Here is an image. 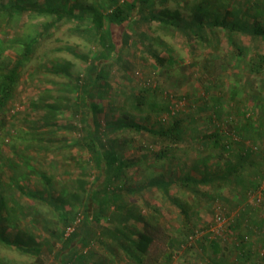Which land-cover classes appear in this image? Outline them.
Here are the masks:
<instances>
[{
  "label": "rangeland",
  "instance_id": "obj_1",
  "mask_svg": "<svg viewBox=\"0 0 264 264\" xmlns=\"http://www.w3.org/2000/svg\"><path fill=\"white\" fill-rule=\"evenodd\" d=\"M197 1L199 0H162L161 3L156 1L154 9L158 12L165 6L179 7L181 14L185 18H190L194 14L193 5ZM219 1L221 2V0ZM241 3H243V8L249 4H246L244 0H228L225 2V6L230 9L233 8L232 5ZM218 13L223 14L224 9L218 10ZM244 19L250 20V17ZM49 20L50 18L47 16L26 13L12 21L9 26L4 22L0 24V39L6 43L4 54L0 55L2 64L13 63L23 57L22 51L26 43L33 37L39 38L33 47L30 58L24 61V65L20 69L11 97L6 106L0 110V117H6V125L0 129V191L6 198L7 205L12 203L13 208L17 211L15 219L12 221L2 220L0 224L5 228V233L10 240L13 239L18 229L30 232L35 237L36 245L40 250L39 253H23L15 249L14 246L0 244V264H62L64 260L68 264H128L127 257H123L122 250L115 247V243L111 239L112 236L105 235L104 242L99 241L95 236L96 232L101 230V225L108 224L109 227H113L115 224H121L119 221L110 220V217L112 214H119L121 210L125 211L124 206L127 208L134 203L142 213H146L148 208L143 204L144 199L155 201L156 204L161 203L163 213L161 224L169 235L174 234L179 237L183 232L186 233L191 226L190 223L195 224L192 237L180 238L181 240L171 248L170 257L167 258L169 260L164 258L152 264H206L211 247H207L203 251L197 244V241L203 240L205 235L210 239H218V236L220 239L221 237L225 238L224 242L221 241V249L216 254L220 255L222 252L228 253L229 251L230 257L236 262L234 264H240L237 263L235 250L231 243L235 239V235L224 231L221 235L215 236L214 232L210 230L213 223L216 222L217 213L220 217H224V224L231 217L237 215L245 201L237 199L238 192H240L239 187H235L233 182L227 183L220 189V195L216 200L204 203L194 192L199 189L189 191V189L177 185L171 186L169 191L171 198L178 199L177 201L189 212L190 219L187 220L185 215L172 204L171 198L163 196V192L154 185H149L150 181L158 178H180L187 173L199 176L206 168V170L214 171V159L211 156L218 149L212 147L210 142L197 145L198 148L189 145V143H183L181 152H178L181 153V156L179 155L181 158L154 161L152 153L158 151L159 144L150 146V142L144 138L145 136L126 128L108 132L107 136L103 137L104 142L109 148L117 151L119 161L124 163L123 172L117 183L122 189L129 191L114 204L106 205L104 200L99 198L97 204L90 210L85 208L84 204L78 203L68 207L67 222L69 224H65L58 218L53 205L48 201L50 197L54 199L66 189H80L74 182L76 178L85 179L87 190L92 189L96 193L101 190L105 181V174L99 171L93 160L89 159L88 148L82 143L80 144L87 134L85 130L88 128L84 124L91 125L92 128L95 127L93 113L87 106L80 107V110L75 112L76 105H78L76 101L80 104L82 97H85L84 88L90 90V96L87 95L88 100L92 99L102 106V110L95 117L99 123L98 129L105 130V133L109 127L108 123H115L120 117H123L124 121L133 118L137 123H146L154 127L167 126L173 120L167 114H147L146 111L136 114V111L130 109L129 96L133 97L135 91L145 87L156 90L155 94L150 95L151 99H167L177 111L192 114L193 119L186 124L195 126L197 130L193 133L197 137L210 133L216 126V124L213 126L206 122L207 117L214 113L215 109L220 110L219 107L215 108L214 100L217 99V96H214L215 92L226 105L222 106L218 112L223 118L221 121L219 120L222 129H227L231 125H229V118H225V116L232 109L233 103L230 91L222 88L206 91L198 80L200 75L198 66L193 63L200 60L208 51L211 52L210 47H198L199 49L195 51H189L180 34L174 36L162 34V41L172 45L174 48L173 57L179 61L175 65L177 73L172 67V72L168 75L169 71L165 72L162 66H152L153 59L147 56L136 38L131 37L126 44L124 43V31H128L126 25H112V38L116 43L120 58L111 54L106 70L108 71L107 84L103 86L96 84L89 87L91 83L87 74L94 62V55L99 50L93 36L80 31V29L72 28V23L62 22L52 29V33L48 37H42L40 36L42 25ZM260 20L264 23V12L260 15ZM133 27L138 28L136 25ZM161 39L155 40L156 44H153V47L160 55L167 56L168 50L163 48L164 45L157 44ZM243 41L247 42L246 38H243ZM259 42L254 40L251 43L254 47L260 46L263 49ZM220 46L221 53H226L224 40L221 41ZM80 53L88 55L87 59L80 57L81 55H78ZM54 60L62 62L69 60L71 62L69 73L57 74L49 70L50 64ZM233 73L228 70L225 79L231 82ZM235 75V79H240L238 86H241L239 88L247 90V93L255 91V88L261 87V83H264L262 80L264 74L262 77L253 76L246 69ZM260 93V96L264 98V88ZM57 95H62L68 100L62 107L64 112L61 121L63 124L67 123L71 126L66 132H63V135L68 141L78 142H75L76 144L73 146H64L54 150H41L34 146L25 149L24 145H31V131L42 124L43 103L52 101L53 97ZM202 99H205L207 103L203 105ZM123 105L126 106L121 108ZM250 114L254 117L255 128L248 129L245 126L241 128V131L258 147L257 154L251 156L262 159L261 169L264 170V120L258 107ZM230 116L233 117L232 123L235 125L245 122L239 110ZM191 132L192 129L188 128L187 134L189 135ZM108 137L111 138L110 141ZM183 151L186 153L184 154ZM74 152H77L84 168L69 158V155ZM31 165L43 172L47 179L32 171V167L29 168ZM23 174L27 176L22 177ZM18 181L29 190L41 189L45 191L43 199L31 200L21 192L17 186ZM140 187H145V190H141ZM263 187L264 179L262 178L260 187L248 194L255 206L263 195L261 192ZM131 221L132 219H128L127 223ZM74 233L76 234L74 235ZM72 235H74V239L71 238ZM77 235L84 237L86 242L83 243L81 238L80 240L76 238ZM196 238L199 239L195 241ZM254 247L253 255L255 256L245 260V264L252 262L264 264L263 254L257 255V250L264 253V248L256 244ZM70 249L75 251L71 256L69 255Z\"/></svg>",
  "mask_w": 264,
  "mask_h": 264
},
{
  "label": "trees",
  "instance_id": "obj_2",
  "mask_svg": "<svg viewBox=\"0 0 264 264\" xmlns=\"http://www.w3.org/2000/svg\"><path fill=\"white\" fill-rule=\"evenodd\" d=\"M156 1L162 2V0H0V24L4 22L9 26L12 21L24 14L32 13L50 18L48 22L42 25L40 32V36L42 37H48L52 33V29L62 22L72 23V28H77L82 32L91 34L99 50L94 55V62L87 74L88 80L91 83L89 87L96 84H100L101 86L107 84L108 71L106 70L110 63L111 54L113 53L117 58H120V53L116 49V43L112 38V25H126L128 31H124V43L126 44L131 37L136 38L139 46H141L147 56L153 59L152 66H162L165 72L169 71L168 75L172 72V67L177 73L178 70L175 69V65L179 61L173 57L174 48L172 45L162 41V34L170 36L180 34L189 51H195L199 49L198 47H210L211 52L208 51L200 60L193 63V65L198 66L200 74L198 80L205 87L206 91L222 88L231 92L233 107L225 116V118H229L230 121L228 119L227 121L231 125L227 129H222L220 126V121L223 118L220 117L218 112L222 106L226 105L218 97L217 92H215L214 96H217V99L214 100L215 108L219 107L220 110L215 109L214 113L207 117L206 122L213 126L216 124V126L210 133L197 137L193 133L197 130L195 126L186 124V122H190L193 119L192 114H184L185 112L183 111H177L171 106L173 104H169L167 99H151L150 95L155 94L156 90L149 87L135 91L133 97L129 96L130 102L128 103H130V109L136 111V114L145 111L147 114H167L173 120L167 126L154 127L146 123H137L133 118L124 121V118L120 117L115 123H108L109 127L105 133V130L98 129L99 123L95 117L102 110V106H99L92 99L89 101L87 95L90 96V90L84 88L83 93L85 97H82L81 105L76 101L78 105H76L75 112L80 110V107L84 108L87 106L93 113L95 127L92 128L91 125H87L84 120V125L88 129L85 130L87 134L80 144L82 143L88 148L90 151L89 159L93 160L99 171L105 174V181L102 184L101 190H98V193H96L92 189L90 191L87 190L85 179L76 178L74 182L80 189H66L54 199L52 197L48 199L53 205L58 218L64 221L65 224H69L67 222L69 215L68 207L77 205L78 203L84 204L85 208L90 210L91 207L97 204L96 202L99 198L103 199L106 205L114 204L121 199L122 195H125L129 191L122 189L117 183L123 172L124 163L119 161L117 151L109 148L104 142V138L108 132H116L117 129L124 130L126 128L140 133L150 142V146L159 144L158 151L152 153L154 161L180 157L181 153L179 154L178 152H181V144L183 145V143H189V145H194V147L198 148L201 144L210 142L209 144H212V147L218 149L211 156L214 159V168L216 169L214 171L206 170V168L203 174L199 176L187 173L180 178L167 180L158 178L150 181L149 185H154L160 189L163 192V196L167 198H171L169 193L171 186L177 185L187 188L189 191L196 188L199 189L194 191L195 194L200 197L201 201L208 203L210 200L218 198L220 189L225 184H231L232 182L236 185L235 187L240 188L239 195L249 196L248 194L252 190L255 191L260 187L262 178L264 179V170L261 169L263 165L262 159L251 156L257 154L258 147L241 131V128L245 126L248 129L255 128L253 125L254 117L250 113L254 112V109L257 107L260 109L264 120V98L260 96L264 83H261V87L255 88V91L247 93V90L239 88L241 86H238L240 79H235L234 77L235 73L244 72L245 69L253 76L262 77L264 74V23L260 20V15L264 12V0L247 2L244 0L246 4L249 3L246 5V8H243V3H241L240 5H232L233 8L230 9L225 6V2L228 0H221V2L219 0H199L193 5L194 14L190 18H185L181 14L179 7L170 8L165 6L157 12L154 9ZM221 9H224V13L220 15L218 10ZM245 17H250V20H245ZM135 25L138 28H134L133 26ZM243 38H246L247 42H244ZM157 39H161L157 44L164 45L163 48L168 50L167 56L160 55L154 49L153 44H156L154 41ZM38 40L39 38L33 37L27 42L22 51L23 57L18 58L15 62L0 63V110L6 106L11 97L20 69L24 65V61L30 58L34 49L33 47ZM223 40L225 41L224 49L227 50L226 53H221L220 43ZM254 40L260 41L259 43L263 49L260 46L254 47L251 43ZM5 48L6 43L0 39V55L4 54ZM78 55L86 59L88 56L81 53ZM70 65L71 62L69 60L63 62L54 60L50 64L51 68L49 70L57 74H68ZM228 70L230 73L234 71L231 82L225 79V74ZM262 80L264 81V77ZM202 101L203 105L207 103L205 99H202ZM67 102L66 97L57 95L53 97L52 101L43 103L42 124L31 131V145H24L25 149L34 146L41 150H54L64 146H73L78 142L75 140L68 141L65 138L66 136L63 135V132H66L71 126L67 123L63 124L61 121V116H63L64 112L62 107ZM125 106L123 105L121 108ZM237 110L241 112L245 120L244 123L239 125L233 124V117L230 116L236 113ZM162 118L160 119L162 120ZM5 123L6 117L1 116L0 129L6 125ZM188 128L192 129L189 135L187 134ZM110 140L111 138H109ZM260 157L262 158L261 155ZM69 158L75 160L76 164L84 168L77 152L70 154ZM205 160L207 159L205 158ZM104 163L105 165H103ZM31 167L32 165L29 166V168ZM31 170L40 174L42 178L47 179L46 175L35 169V167H32ZM25 176L27 175H22V177ZM17 186L31 200L43 199L45 191L41 189L29 190L26 186L20 184L19 181ZM204 186L209 189H206ZM45 188L47 189L46 185ZM140 188L143 191L145 190V187ZM261 192L263 195L256 205L259 208L264 206V187ZM144 200L143 204L148 208L146 213H142L134 203L127 206V208L124 206L125 211L121 210L119 214H112L110 217V220L119 221L121 224H115L113 227H109L108 224L101 225V230L97 231L95 236L102 242H104L105 235L112 236L113 243L121 247L123 256H126L131 264H152L164 258H169L170 250L174 244L183 238L187 239L195 231V228L193 229L195 224L190 223L191 226L181 236L169 235L161 224L163 214L161 203L156 204L155 201ZM177 200L171 198L170 201L189 220L188 210ZM242 213L244 212L239 209L235 217L227 220V223L224 224V231L235 235V239L231 243L232 248L235 250L237 263L245 264V260L255 256L253 255L255 247L247 239L251 231L248 232V229L243 230L241 228L243 219L245 220V217H241L243 216ZM16 215L17 211L13 208V204L7 205L6 198L0 191V223L2 220L12 221L17 217ZM128 219H132V221L127 223ZM253 222L255 223L253 225L258 229H264V218L254 220ZM14 225L16 226V222ZM5 231V228L0 224L1 245L14 246L15 249L23 253L40 252L36 245L37 241H35V237L30 232L18 229L13 239L10 240ZM260 231L262 233L258 242L262 243L261 246H264V230ZM74 235L71 236V238L73 237L72 239L75 238ZM76 238L79 240L81 238L83 243L86 242L84 237L77 235ZM217 238L210 239L205 235L203 240L199 238L195 240L199 239L197 244H199L200 249L203 251L207 247H211V253L207 258L206 264L236 263L230 257L231 253L229 251L228 253L222 252L220 255L216 254L221 249V241L224 242L225 240L222 237L220 239L219 236ZM255 240L257 239L255 238ZM71 250L69 252L70 256L75 253V251ZM258 254H263L264 256V253L260 250H257ZM62 264L68 263L64 260ZM251 264L261 263L252 262Z\"/></svg>",
  "mask_w": 264,
  "mask_h": 264
},
{
  "label": "crops",
  "instance_id": "obj_3",
  "mask_svg": "<svg viewBox=\"0 0 264 264\" xmlns=\"http://www.w3.org/2000/svg\"><path fill=\"white\" fill-rule=\"evenodd\" d=\"M164 179H166V178H164ZM238 198L245 200L243 206H241V207L239 206L240 207L239 209H241L242 212H244V213H242L243 216H241V217H245V220L243 219V224H242L241 228H243V230L248 229V232L251 231V234L247 238L248 242L250 244H254V246H255V244L258 246H261L262 243L258 242V240H259V237L262 233V231H260V230H264V229H258L255 225H253V224H255L253 221L254 220H261L264 218V206L260 207V208L258 206L256 207L253 204V202L251 201V198H249V196L239 195V197H237V199ZM255 238L257 240H255ZM115 247H118L117 248L118 250H122L121 247L116 245V244H115ZM261 247H264V246H261ZM110 252H111V250H110ZM124 258H126V257H124ZM123 262L125 263V261H123ZM128 264H131L129 262V260H128Z\"/></svg>",
  "mask_w": 264,
  "mask_h": 264
},
{
  "label": "built area",
  "instance_id": "obj_4",
  "mask_svg": "<svg viewBox=\"0 0 264 264\" xmlns=\"http://www.w3.org/2000/svg\"><path fill=\"white\" fill-rule=\"evenodd\" d=\"M224 217H220L219 214L217 213L216 215V222L213 223L211 226L210 230L214 232V235H221L224 231Z\"/></svg>",
  "mask_w": 264,
  "mask_h": 264
}]
</instances>
